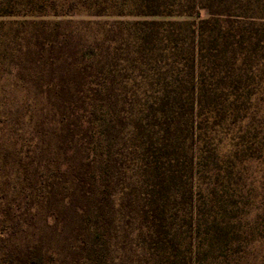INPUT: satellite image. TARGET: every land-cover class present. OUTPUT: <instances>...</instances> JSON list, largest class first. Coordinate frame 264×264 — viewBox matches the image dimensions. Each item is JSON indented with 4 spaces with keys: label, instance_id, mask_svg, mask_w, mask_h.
Wrapping results in <instances>:
<instances>
[{
    "label": "trees",
    "instance_id": "1",
    "mask_svg": "<svg viewBox=\"0 0 264 264\" xmlns=\"http://www.w3.org/2000/svg\"><path fill=\"white\" fill-rule=\"evenodd\" d=\"M81 5L131 20L38 28L37 65L57 77L68 111L71 164L48 195L68 209L87 264L107 263V232L126 217L143 264H225L255 235L247 217L264 163V0ZM53 257L35 242L3 260Z\"/></svg>",
    "mask_w": 264,
    "mask_h": 264
},
{
    "label": "rangeland",
    "instance_id": "2",
    "mask_svg": "<svg viewBox=\"0 0 264 264\" xmlns=\"http://www.w3.org/2000/svg\"><path fill=\"white\" fill-rule=\"evenodd\" d=\"M119 19L131 16L91 15L81 0H0V264L6 253L35 242L54 254L49 264H87L68 209L48 195L71 164L62 141L68 111L53 90L57 77L37 65L36 35L39 26L59 21L58 31L67 33L94 31ZM259 169L247 217L254 238L225 264H264V163ZM128 220L119 219L107 232L106 264H143Z\"/></svg>",
    "mask_w": 264,
    "mask_h": 264
}]
</instances>
